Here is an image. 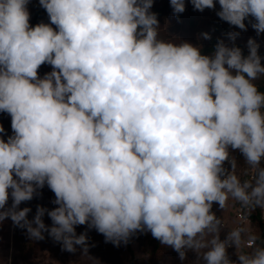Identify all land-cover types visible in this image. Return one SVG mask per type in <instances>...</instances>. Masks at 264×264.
<instances>
[{"label":"clouds","instance_id":"clouds-1","mask_svg":"<svg viewBox=\"0 0 264 264\" xmlns=\"http://www.w3.org/2000/svg\"><path fill=\"white\" fill-rule=\"evenodd\" d=\"M29 2L0 0V112L13 133L0 137V223L10 218L34 240L47 232L68 252L86 250L76 226L87 225L114 246L149 231L181 259L192 250L204 264H264L260 238L236 226L220 239L211 210L230 201L264 209V92L254 83L264 65L255 40L246 56L222 40L204 55L161 36L153 0H39L50 23L35 26ZM169 2L175 15L186 9L185 0ZM189 2L201 12L218 2L220 19L246 31L251 17L264 33V0ZM43 64L52 67L44 76ZM230 150L244 157L248 179ZM45 185L57 206L38 205L29 220L20 205Z\"/></svg>","mask_w":264,"mask_h":264},{"label":"rangeland","instance_id":"rangeland-1","mask_svg":"<svg viewBox=\"0 0 264 264\" xmlns=\"http://www.w3.org/2000/svg\"><path fill=\"white\" fill-rule=\"evenodd\" d=\"M186 9L182 14L175 15L169 0H153L150 9L157 15L160 34L164 39L176 42L187 41L194 46L202 48L212 38L221 37L224 43L229 46L240 47L245 56L248 54L247 42L251 38L259 45L258 54L261 57V64L264 65V33L257 35L251 27L249 21L254 22L251 17L245 20L247 30H241L220 19L216 13L220 10L218 2L214 9H205L203 12L194 10L189 0H185ZM30 12V25L38 24L40 17L47 14L42 11L39 0H30L27 5ZM171 8V9H170ZM55 28V26L53 25ZM230 33H238L235 39H231ZM207 34L210 38H204ZM38 71L45 75L52 71L51 65L43 64ZM254 83L264 85V76L257 78ZM6 118L0 112V126L4 132L0 137L5 140L8 132L5 126ZM230 159L236 162V169L245 172L248 165L242 154L236 150H230ZM264 165V161H262ZM54 193L44 186L38 189L31 201L22 202L20 208H30L28 219L32 220L36 214L37 206L45 207L49 210L57 205L53 203ZM11 197L8 206H11ZM228 212V211H227ZM222 223L231 225L230 220L223 210L216 214ZM44 223L49 227L52 225L51 219L45 213ZM255 234H260L261 225L254 222ZM76 233L87 234V248L76 246L74 252L63 250L61 243L55 241L47 232H44V239L34 240L29 237L26 229L17 226L9 218L0 223V264H204L200 255L192 250L186 252L184 259L170 246L161 244L149 231L136 232L127 243L121 242L119 246H114L111 242H106L105 237L95 229H89L87 225L76 226ZM226 231L220 230V239H225ZM228 255L233 261L237 260V250L231 247Z\"/></svg>","mask_w":264,"mask_h":264},{"label":"built area","instance_id":"built-area-1","mask_svg":"<svg viewBox=\"0 0 264 264\" xmlns=\"http://www.w3.org/2000/svg\"><path fill=\"white\" fill-rule=\"evenodd\" d=\"M39 76V73H38ZM41 77V76H39ZM42 78V77H41ZM12 129H11V135H12ZM225 168L231 169V165L228 162H225ZM236 174L240 177V179L243 181L245 179L249 178L250 172L249 167L246 169L245 172H240L238 169L235 170ZM212 212L215 213V215L223 210L227 215H229L230 220H232V224L229 225L225 222L222 223L221 229L226 231V234L231 230V228H234L236 226H244L251 232L255 233L254 228V221H253V210H246L242 209L240 205L236 202H229V205L226 209H221L218 204H213L212 206ZM228 211V212H227ZM261 222L264 223V209L261 208ZM254 242L252 240L248 241L249 246H251ZM231 247L228 248V250Z\"/></svg>","mask_w":264,"mask_h":264},{"label":"trees","instance_id":"trees-1","mask_svg":"<svg viewBox=\"0 0 264 264\" xmlns=\"http://www.w3.org/2000/svg\"><path fill=\"white\" fill-rule=\"evenodd\" d=\"M171 9V8H170ZM42 11L44 12L45 14V9H42ZM50 23V20H49V17L47 14L43 15L42 17H40V22L39 23ZM36 24L32 25V26H35ZM221 37L219 36H216L215 38H212L208 43H206L204 46H202L201 49V53L204 54V55H211L214 50H215V45L217 44L218 41H221ZM240 48V47H239ZM242 50V49H241ZM242 53L243 55H245L244 51L242 50ZM40 73V72H39ZM257 87L258 89L261 91V92H264V85L263 84H257ZM2 116H4L6 118V122H5V126H6V131L8 132V136H10V129H11V117L9 114L7 113H4L2 112ZM253 221L255 223H257V226L259 224V226L262 224L261 222V208L257 207L253 210ZM260 234H258V237L260 239H258L256 241L257 244H260V243H264V225L262 226L261 225V228H260Z\"/></svg>","mask_w":264,"mask_h":264}]
</instances>
